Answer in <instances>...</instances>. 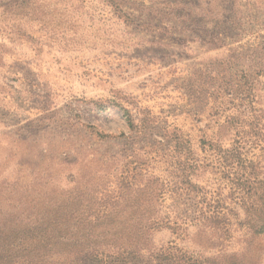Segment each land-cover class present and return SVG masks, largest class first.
I'll list each match as a JSON object with an SVG mask.
<instances>
[{"label": "rangeland", "instance_id": "374dc122", "mask_svg": "<svg viewBox=\"0 0 264 264\" xmlns=\"http://www.w3.org/2000/svg\"><path fill=\"white\" fill-rule=\"evenodd\" d=\"M261 203L264 0H0V263L74 260L31 244L57 208L120 264L204 263Z\"/></svg>", "mask_w": 264, "mask_h": 264}, {"label": "trees", "instance_id": "16d2710c", "mask_svg": "<svg viewBox=\"0 0 264 264\" xmlns=\"http://www.w3.org/2000/svg\"><path fill=\"white\" fill-rule=\"evenodd\" d=\"M223 158L225 160L229 159L230 161L235 159L231 157L230 154H226ZM249 175H252V173L250 172ZM249 175L247 176L249 177ZM248 177L244 178L241 176L239 179L244 178L245 182H249ZM260 199L261 196L258 197L259 201H261ZM73 205L74 203L71 202L69 205L70 208H72ZM253 206L254 205L247 206L246 212L248 209H251L256 214H249L248 217H244L240 220L241 223L247 226L245 230H249L248 237L244 240L246 248H243L242 251L217 250L215 257L213 258L211 256L210 259H205L204 263L198 262L192 255L174 256L168 254L165 257H163V255L155 256V260L159 262H169L170 264H246L247 262L259 264L261 257L264 255V205L261 203V206L256 209H252ZM63 211L64 209L62 208L52 209L48 218L43 219L37 224L39 227L34 228L33 232H42V235L39 238H33L31 244L38 251L41 248L46 249L45 256L48 259H51L54 255H68L74 257V260L69 262H43L39 260L37 251H34L31 256L29 252L26 253L25 250H22L21 254L17 255L20 257L19 259L23 258L22 260L18 259L14 262L6 261L0 264H120L117 261L130 263L135 258H138L130 252L104 256L103 250L96 247L95 243L91 241L96 240L93 236L79 234L80 225L84 220L78 216L77 212H74V209H69L67 217L64 218ZM205 217L204 227L210 231V237L221 240H223L222 236H224V240L232 237L234 231L230 229L232 224L226 220L224 215L211 213ZM219 228L220 234H217L215 231ZM81 241H86L88 244H82ZM50 252L54 253L53 256ZM48 253L50 256H48ZM5 254L6 251L0 249V256H4Z\"/></svg>", "mask_w": 264, "mask_h": 264}]
</instances>
